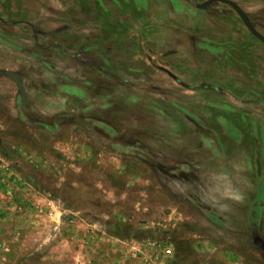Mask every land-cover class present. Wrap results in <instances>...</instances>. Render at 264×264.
Masks as SVG:
<instances>
[{
	"label": "rangeland",
	"instance_id": "rangeland-1",
	"mask_svg": "<svg viewBox=\"0 0 264 264\" xmlns=\"http://www.w3.org/2000/svg\"><path fill=\"white\" fill-rule=\"evenodd\" d=\"M5 71L0 264H264V44L231 7L0 0Z\"/></svg>",
	"mask_w": 264,
	"mask_h": 264
},
{
	"label": "water",
	"instance_id": "water-1",
	"mask_svg": "<svg viewBox=\"0 0 264 264\" xmlns=\"http://www.w3.org/2000/svg\"><path fill=\"white\" fill-rule=\"evenodd\" d=\"M192 3L194 4V6L198 9L201 10H206L208 9V7L213 3V2H219L222 4H225L229 7H231L236 13L237 15L240 17V19L242 20L243 24L245 25V27L249 30V32L256 38L258 39L260 42H262L264 44V35H262L253 25V23L251 22L249 16L244 12V10L234 1L232 0H209L203 3H199L200 0H191ZM0 75L2 76H7L8 78H10L17 86L19 92H20V96H21V100L23 102L24 105H27L29 103V98L28 95L26 93L21 75L18 73H14V72H10V71H5V72H0ZM76 124L81 125V126H85V127H89L91 125L90 122L80 119V118H76L75 119ZM255 245L258 246L263 252H264V240H262L260 237L255 238L254 241Z\"/></svg>",
	"mask_w": 264,
	"mask_h": 264
},
{
	"label": "built area",
	"instance_id": "built-area-1",
	"mask_svg": "<svg viewBox=\"0 0 264 264\" xmlns=\"http://www.w3.org/2000/svg\"><path fill=\"white\" fill-rule=\"evenodd\" d=\"M168 252H170V251H168Z\"/></svg>",
	"mask_w": 264,
	"mask_h": 264
},
{
	"label": "crops",
	"instance_id": "crops-1",
	"mask_svg": "<svg viewBox=\"0 0 264 264\" xmlns=\"http://www.w3.org/2000/svg\"><path fill=\"white\" fill-rule=\"evenodd\" d=\"M209 7H210V6H209ZM209 7H208V8H209Z\"/></svg>",
	"mask_w": 264,
	"mask_h": 264
}]
</instances>
